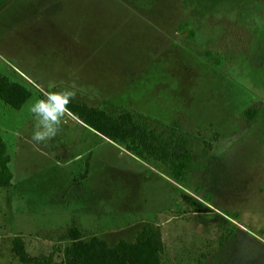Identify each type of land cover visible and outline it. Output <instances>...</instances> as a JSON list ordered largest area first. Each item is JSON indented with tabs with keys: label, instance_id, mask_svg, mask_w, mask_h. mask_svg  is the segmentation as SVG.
<instances>
[{
	"label": "rangeland",
	"instance_id": "obj_1",
	"mask_svg": "<svg viewBox=\"0 0 264 264\" xmlns=\"http://www.w3.org/2000/svg\"><path fill=\"white\" fill-rule=\"evenodd\" d=\"M0 76L33 94L0 100L14 178L0 191V264L21 237L59 254L76 226L111 247L154 228L165 264H264V0H0ZM71 87L111 116L177 125L193 166L185 184L69 112L31 141V103ZM86 177V178H85Z\"/></svg>",
	"mask_w": 264,
	"mask_h": 264
},
{
	"label": "trees",
	"instance_id": "obj_2",
	"mask_svg": "<svg viewBox=\"0 0 264 264\" xmlns=\"http://www.w3.org/2000/svg\"><path fill=\"white\" fill-rule=\"evenodd\" d=\"M32 96L25 86L0 76V100L7 106L20 111ZM68 107L74 118L98 135L117 145H125L126 150L142 162L153 160L169 170L177 184L187 182L193 155L189 142L177 125L168 126L171 133L164 135L151 128L146 117L135 112L124 111L111 116L74 99ZM10 165L8 146L0 138V189L13 185ZM63 241L71 244L61 249L58 255L33 257L27 252L24 239L17 237L12 242V253L20 264H165V244L154 228H145L133 244L120 241L111 247L97 237L86 241L81 230L74 226Z\"/></svg>",
	"mask_w": 264,
	"mask_h": 264
},
{
	"label": "clouds",
	"instance_id": "obj_3",
	"mask_svg": "<svg viewBox=\"0 0 264 264\" xmlns=\"http://www.w3.org/2000/svg\"><path fill=\"white\" fill-rule=\"evenodd\" d=\"M76 92L71 87L50 90L36 98L29 111L34 120L31 141L36 145L53 140L61 130L63 118L68 114V105L75 99Z\"/></svg>",
	"mask_w": 264,
	"mask_h": 264
},
{
	"label": "crops",
	"instance_id": "obj_4",
	"mask_svg": "<svg viewBox=\"0 0 264 264\" xmlns=\"http://www.w3.org/2000/svg\"><path fill=\"white\" fill-rule=\"evenodd\" d=\"M13 184H14V178H13ZM12 187H13V185H12L11 187H9V188L0 189V191H1V190H10ZM12 254H13V253H12ZM13 259H14V256H13Z\"/></svg>",
	"mask_w": 264,
	"mask_h": 264
}]
</instances>
